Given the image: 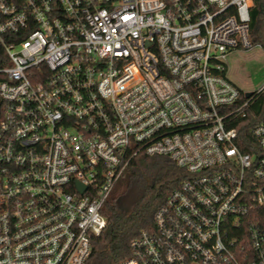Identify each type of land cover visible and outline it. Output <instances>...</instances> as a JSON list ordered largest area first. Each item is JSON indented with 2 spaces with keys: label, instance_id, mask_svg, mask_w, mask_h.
<instances>
[{
  "label": "built area",
  "instance_id": "2783aa9c",
  "mask_svg": "<svg viewBox=\"0 0 264 264\" xmlns=\"http://www.w3.org/2000/svg\"><path fill=\"white\" fill-rule=\"evenodd\" d=\"M253 5L0 0V264H87L115 185L154 155L187 177L119 264H264V84L228 76Z\"/></svg>",
  "mask_w": 264,
  "mask_h": 264
},
{
  "label": "trees",
  "instance_id": "16d2710c",
  "mask_svg": "<svg viewBox=\"0 0 264 264\" xmlns=\"http://www.w3.org/2000/svg\"><path fill=\"white\" fill-rule=\"evenodd\" d=\"M253 1L249 35L252 45L264 44V0ZM253 109L264 114V96ZM259 119L251 110L239 123L238 144L243 151L257 147L252 131ZM186 177L185 170L166 156H137L132 160L104 204L102 211L107 223L105 230L92 238L87 264H119L130 256L132 240L143 230L154 229L157 208Z\"/></svg>",
  "mask_w": 264,
  "mask_h": 264
},
{
  "label": "rangeland",
  "instance_id": "374dc122",
  "mask_svg": "<svg viewBox=\"0 0 264 264\" xmlns=\"http://www.w3.org/2000/svg\"><path fill=\"white\" fill-rule=\"evenodd\" d=\"M229 79L245 92H254L264 84V44L237 49L228 57Z\"/></svg>",
  "mask_w": 264,
  "mask_h": 264
},
{
  "label": "water",
  "instance_id": "95a60500",
  "mask_svg": "<svg viewBox=\"0 0 264 264\" xmlns=\"http://www.w3.org/2000/svg\"><path fill=\"white\" fill-rule=\"evenodd\" d=\"M250 93H248V95H249Z\"/></svg>",
  "mask_w": 264,
  "mask_h": 264
}]
</instances>
